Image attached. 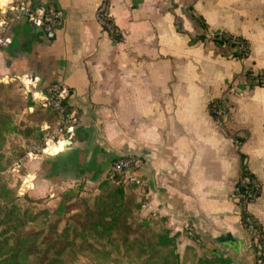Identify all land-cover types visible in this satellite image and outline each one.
Instances as JSON below:
<instances>
[{
  "label": "crops",
  "instance_id": "crops-1",
  "mask_svg": "<svg viewBox=\"0 0 264 264\" xmlns=\"http://www.w3.org/2000/svg\"><path fill=\"white\" fill-rule=\"evenodd\" d=\"M30 1L55 3L63 22L48 38L15 18L0 33V80L28 77L34 99L59 81L78 119L56 151L26 160L32 195L97 183L115 157L140 154V214L176 233L178 252L258 264L233 190L243 162L260 184L247 210L264 228V85L252 82L264 67V0H108L117 41L97 17L103 0ZM220 32L245 38L248 54L217 44ZM215 99L228 108L220 123Z\"/></svg>",
  "mask_w": 264,
  "mask_h": 264
},
{
  "label": "trees",
  "instance_id": "trees-1",
  "mask_svg": "<svg viewBox=\"0 0 264 264\" xmlns=\"http://www.w3.org/2000/svg\"><path fill=\"white\" fill-rule=\"evenodd\" d=\"M104 2L108 4V0ZM200 22L203 23L202 20ZM106 25H110L109 33L114 40L121 39V33L108 14L104 17L103 27ZM220 34L229 33L214 34L216 43H228ZM241 38L246 50H234L233 53L245 56L249 52V44L245 38ZM15 80H0V172L11 162L3 153L8 134L17 133L26 140H33L32 142L43 141L45 132L41 128L42 123H52L57 117L53 107L38 103L31 92H12ZM216 101L218 100L210 102V110ZM30 106L33 107L32 110H29ZM66 111H69L68 105ZM17 114H21L19 121L15 119ZM23 151L25 152L22 149L20 155L24 154ZM240 155L243 157L242 153ZM255 182L258 183L257 188L253 187ZM235 184L243 193L237 201L241 221L252 232V239L260 244L261 261L258 264H264V228L247 210V203L259 194L260 184L243 162ZM144 187L145 185L132 182H116L104 176L98 180L99 191L92 200L89 196H79L75 187H68L60 192L53 210L44 209L30 214V210L20 204L14 189L1 180L0 176V264H82L78 252L86 247L98 259V264H108L106 260L115 263L125 261L127 264H216L208 256L197 255L190 245L182 253L178 252L177 234H171L159 219L140 214L146 201ZM27 192L28 190L23 193V197H27ZM80 204L83 206L80 207ZM47 215H52L53 221L48 223L45 231L43 228L33 232L25 230L28 221ZM79 216L89 222L82 227L71 223L73 217ZM62 219L66 224L70 223V226L65 224L60 231L58 225ZM90 239L97 241L99 245L87 242V246L85 242Z\"/></svg>",
  "mask_w": 264,
  "mask_h": 264
},
{
  "label": "built area",
  "instance_id": "built-area-1",
  "mask_svg": "<svg viewBox=\"0 0 264 264\" xmlns=\"http://www.w3.org/2000/svg\"><path fill=\"white\" fill-rule=\"evenodd\" d=\"M0 29H4L8 23L14 18L24 17L31 24L41 26L45 35L52 38L55 30L63 22V15L61 9L53 2H46L34 5L30 0H0ZM107 8L104 0L97 8V17L102 24H104V17L107 15ZM107 30H111L110 25H106ZM224 40H227L234 50L241 52L246 50L244 40L235 34H220ZM4 41H9L8 37H4ZM252 82L257 85H264V67L258 69L252 77ZM65 89L61 86L59 81H52L47 88L40 90L38 95H35V100L43 106H51L57 112V117L53 125L44 122L42 129L46 131L43 136V141L32 142L24 152L22 157H19L14 162L13 169L20 170L24 159H30L38 156L43 152H53L52 147L66 140L73 133L74 125L78 119L76 112L66 111ZM211 114L214 116L216 122L220 123L228 114V108L225 101L213 102L211 107ZM143 157L140 154H122L112 160L110 166L105 174L107 178L116 182L135 183L140 185L143 183V178L139 170L143 165ZM22 183L19 188V193H23L30 187H33L31 175L25 171ZM258 183H254V188H257ZM234 197L236 201L243 193L239 190L237 184L234 186ZM248 194L254 196L251 192ZM261 254V246L256 243L257 263H260L259 255Z\"/></svg>",
  "mask_w": 264,
  "mask_h": 264
},
{
  "label": "rangeland",
  "instance_id": "rangeland-1",
  "mask_svg": "<svg viewBox=\"0 0 264 264\" xmlns=\"http://www.w3.org/2000/svg\"><path fill=\"white\" fill-rule=\"evenodd\" d=\"M0 17H1V13H0ZM15 19V18H14ZM13 19V20H14ZM11 20V22L13 21ZM11 22L8 23L6 25V27L4 29H0V33L3 34V32H5L6 28H8L11 25ZM11 79L6 80L5 82L9 81ZM3 81V80H2ZM24 81H28L27 78L25 79H19L16 78L15 80V85L12 88V92L15 91H22L23 94H26L27 92H30L29 90H27ZM16 121H19L21 119V114H17L15 116ZM44 123V122H43ZM42 123V124H43ZM54 121L52 123H49L51 126L53 125ZM42 126V125H41ZM42 128V127H41ZM44 132L46 133V131L44 130ZM45 133L43 134V136L45 135ZM44 138V137H42ZM43 140V139H42ZM33 140H26V138H24L22 135L17 134V133H10L7 136V140L5 142V145L3 147V153L11 159L10 165L5 168L3 171L0 172V176H1V180H3L8 186L12 187L14 189V191L16 192L17 196H19V201L20 204L23 207H26L30 210V214L31 212L34 213L36 211L39 210H44V209H48V210H53L57 204L60 192L62 190H64L65 187L63 189H60L59 191H49L47 194L43 195V196H39V197H35L32 194V188L30 187L28 190L27 197H23V193H19V188L20 185L22 183L23 178H25L23 175L25 173V171H27L26 168V160L28 159H24L23 164L21 165L20 170H15L13 169L14 167V162L19 158L22 157L24 154L20 155L22 152L21 150H25L31 143ZM24 152V151H23ZM31 159V158H30ZM32 178V177H30ZM33 182V179H32ZM82 185V186H81ZM78 186H81L80 188H78ZM71 187H75L76 190L79 192V196H89L90 200L93 199V196L99 191L97 188V183H93L89 186H85L84 183H75L73 186ZM43 193V190H40L39 188L36 187V189L34 190V194L35 195H39ZM30 198V199H29ZM80 207L83 206V204L79 205ZM50 221H53V216L52 215H47L46 217H40L39 219L35 220V221H28L27 225L25 226V230L29 231V232H33V230L38 229L40 230V228H43V230L45 231L48 228V223ZM89 221L84 219L82 216L79 217H73L71 220V223L73 224H78L79 227H82L84 224L88 223ZM66 222L64 221V219H62L59 222L58 225V229L61 231L64 227H65ZM66 226H70V223L66 224ZM35 240V239H34ZM87 242H92L94 244V246H98V242L90 239L89 241H86L85 244L88 243ZM96 244V245H95ZM89 247L83 248L78 252V258L80 260V262L82 264H98V259H96L91 251L89 250ZM106 262L108 264H127L125 263V261H120V262H113L112 260H106ZM33 264V263H30Z\"/></svg>",
  "mask_w": 264,
  "mask_h": 264
},
{
  "label": "bare ground",
  "instance_id": "bare-ground-1",
  "mask_svg": "<svg viewBox=\"0 0 264 264\" xmlns=\"http://www.w3.org/2000/svg\"><path fill=\"white\" fill-rule=\"evenodd\" d=\"M27 78H28V77H27ZM28 80H29V78H28ZM60 145H61V143L58 144V145H54V146L52 147V149L56 151V150L59 148Z\"/></svg>",
  "mask_w": 264,
  "mask_h": 264
}]
</instances>
